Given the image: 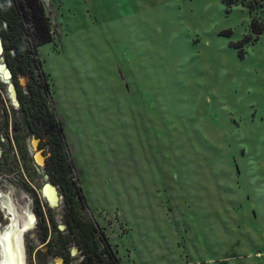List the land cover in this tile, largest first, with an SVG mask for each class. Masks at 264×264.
<instances>
[{"label":"rangeland","instance_id":"374dc122","mask_svg":"<svg viewBox=\"0 0 264 264\" xmlns=\"http://www.w3.org/2000/svg\"><path fill=\"white\" fill-rule=\"evenodd\" d=\"M41 1L53 41L38 57L82 214L121 264H264V31L244 40L264 0ZM29 81L19 74L25 93ZM9 82L0 71V125L1 98L22 118ZM25 131L27 155L0 133V264L4 234L29 213L26 264H75L77 247L56 230L65 206L41 196L46 183L58 189L34 160L44 149Z\"/></svg>","mask_w":264,"mask_h":264},{"label":"trees","instance_id":"16d2710c","mask_svg":"<svg viewBox=\"0 0 264 264\" xmlns=\"http://www.w3.org/2000/svg\"><path fill=\"white\" fill-rule=\"evenodd\" d=\"M232 3L231 0L227 2ZM0 26L6 62L22 104L20 121L16 117L11 118L8 106L1 98V114L6 119L4 125H0V133L4 131L2 137L8 139L11 147L16 144L25 155L28 152L24 142V128L26 135L32 134L46 140L45 145L51 154L46 160L45 168L51 181L61 188L69 233L81 246L84 261L87 264H121L105 232L97 222L84 218L82 214L86 206L85 194L75 176L66 136L51 103L53 97L49 79L38 57V47L53 41L50 18L43 2L0 0ZM263 31L264 21L255 17L251 21L252 34L244 40L248 42L253 39V35L258 36ZM36 70H40V76L35 74ZM19 74L30 77L28 93L23 92L18 85ZM11 126L15 136H11ZM2 137L0 143L3 144ZM24 163L27 165V160Z\"/></svg>","mask_w":264,"mask_h":264},{"label":"bare ground","instance_id":"6f19581e","mask_svg":"<svg viewBox=\"0 0 264 264\" xmlns=\"http://www.w3.org/2000/svg\"><path fill=\"white\" fill-rule=\"evenodd\" d=\"M1 48V47H0ZM2 71L6 72L5 75H8V72L3 69V66L1 67ZM39 162L42 163L43 158L41 157V154L36 155ZM36 158V159H37ZM44 194H46L47 201H49V204L52 206H56L58 202V196L56 193L55 188L53 187L52 184L48 183L44 188H43ZM35 221V215L32 213L28 214L27 219L24 221L23 225L20 226L21 228H15L13 227V230L8 231L7 233L4 234V261L3 264H26L25 259H24V254L22 252V246L18 233L21 231H25L29 229L32 224ZM16 225V224H15ZM21 229V230H20ZM1 234V233H0ZM61 260L58 261V264H60Z\"/></svg>","mask_w":264,"mask_h":264},{"label":"flooded vegetation","instance_id":"af4514ba","mask_svg":"<svg viewBox=\"0 0 264 264\" xmlns=\"http://www.w3.org/2000/svg\"><path fill=\"white\" fill-rule=\"evenodd\" d=\"M0 29H1V26H0ZM15 89H16V95H17V98L19 99V94H18V88L15 86ZM37 137V136H36ZM38 138V146H39V148L41 147V148H43L44 150L43 151H40V153L42 154V153H44V156L46 157V159H45V161L47 160V158L50 156V151H49V148H47V146L45 145V142H46V140L44 139L43 140V138H41V137H37ZM34 145H36V141L34 140ZM38 152V151H37ZM36 152V153H37ZM36 153L34 154V160H35V162H37L36 161ZM40 153H38V154H40ZM37 154V155H38ZM43 155V154H42ZM46 185V184H45ZM45 185L42 187V189H41V196L43 197V199L45 200V203L48 205V207L49 208H52V205L51 204H49V201H47L46 199H45V197L43 196V193H42V190H43V188L45 187ZM54 186V185H53ZM55 188H56V186H54ZM57 187H58V195H59V200H58V202H57V204H56V206H58V203L61 201V203H63L64 204V197L62 196V191H61V188L57 185ZM66 208H65V210H64V220H63V224H61V223H58V225H57V228H56V230H57V232H59V233H67L68 234V237H70V240H65L64 241V244H63V248H67V246H68V244H69V242H73V245H75L77 248H75L76 249V252H79V255H80V257H79V260L75 263V264H87L85 261H84V256H83V251H82V248H81V246L75 241V238L69 233V228H68V225H67V222H66ZM40 212V211H39ZM41 216H42V212H40L39 213ZM10 215H12V214H10ZM45 229H47L46 227H45ZM64 229V230H63ZM71 252L72 251H70L69 253H70V255H71ZM61 260H62V262H61V264H72V262L70 261V257L69 256H66L65 258H61Z\"/></svg>","mask_w":264,"mask_h":264},{"label":"water","instance_id":"95a60500","mask_svg":"<svg viewBox=\"0 0 264 264\" xmlns=\"http://www.w3.org/2000/svg\"><path fill=\"white\" fill-rule=\"evenodd\" d=\"M0 55H2V53H4V47H3V44H2V39H1V36H0ZM3 66V69H5V71H7L8 72V75H5L6 74V72H4V71H2V69H1V67ZM0 71H1V73L3 74V77L5 78V80H10V79H12V72H11V70L6 66V64H3V63H0ZM9 90H10V92H11V95H12V98H14L15 99V101L16 102H18L17 101V95H16V89H15V86H14V84H12V83H10L9 82ZM35 141H36V145H34V143H33V147H37V142H38V139H35ZM38 153H40V152H37L36 153V155L38 154ZM41 154V153H40ZM41 157L43 158V161H42V163L44 164V162H45V159H46V157L44 156V155H42L41 154ZM36 161H37V159H36ZM41 163V162H40ZM39 163V164H40ZM41 163V164H42ZM48 183H46V185H47ZM45 185V186H46ZM54 187V186H53ZM55 188V187H54ZM55 190H56V193H57V196H58V200H59V195H58V190L55 188ZM42 193H43V196L47 199V197H46V194H44V191L42 190Z\"/></svg>","mask_w":264,"mask_h":264}]
</instances>
